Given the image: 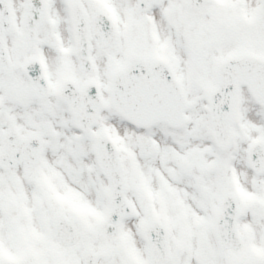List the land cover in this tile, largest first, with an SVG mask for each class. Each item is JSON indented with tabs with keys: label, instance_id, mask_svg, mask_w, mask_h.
Listing matches in <instances>:
<instances>
[{
	"label": "snow or ice",
	"instance_id": "1",
	"mask_svg": "<svg viewBox=\"0 0 264 264\" xmlns=\"http://www.w3.org/2000/svg\"><path fill=\"white\" fill-rule=\"evenodd\" d=\"M0 264H264V0H0Z\"/></svg>",
	"mask_w": 264,
	"mask_h": 264
}]
</instances>
